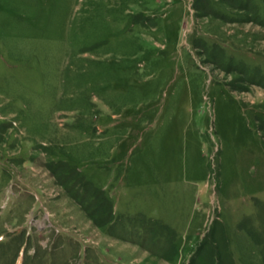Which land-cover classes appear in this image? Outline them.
<instances>
[{
  "label": "rangeland",
  "instance_id": "1",
  "mask_svg": "<svg viewBox=\"0 0 264 264\" xmlns=\"http://www.w3.org/2000/svg\"><path fill=\"white\" fill-rule=\"evenodd\" d=\"M0 264H264V0H0Z\"/></svg>",
  "mask_w": 264,
  "mask_h": 264
}]
</instances>
